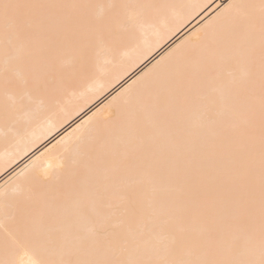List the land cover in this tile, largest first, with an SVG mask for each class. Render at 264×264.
Masks as SVG:
<instances>
[{
	"label": "snow or ice",
	"instance_id": "1",
	"mask_svg": "<svg viewBox=\"0 0 264 264\" xmlns=\"http://www.w3.org/2000/svg\"><path fill=\"white\" fill-rule=\"evenodd\" d=\"M161 7L0 0V117L18 131L16 111L54 106ZM209 24L48 149H64L55 178L26 166L5 181L0 264H264V0H223Z\"/></svg>",
	"mask_w": 264,
	"mask_h": 264
},
{
	"label": "bare ground",
	"instance_id": "2",
	"mask_svg": "<svg viewBox=\"0 0 264 264\" xmlns=\"http://www.w3.org/2000/svg\"><path fill=\"white\" fill-rule=\"evenodd\" d=\"M99 3L119 4H157L164 5L152 10L143 30L138 31L129 39L125 37L114 52L112 63L101 62L88 75L80 76L71 81L70 87L58 97V103L49 106L47 97L34 99L30 109L14 113V119L22 122L18 131L0 117V193L4 191L5 181L10 176L25 170L32 175L35 171L47 172L55 178L59 174L63 147L52 149L62 138L68 137L78 125H85L88 131L96 128L98 121L107 116L106 106L113 102H123L134 96L140 84L134 81L149 73L158 61L164 59L160 67L170 64L175 55L186 49L199 46L205 25L211 31L209 22L216 16L223 0H95ZM175 50V52H174ZM146 53V54H145ZM173 54L170 56L169 54ZM65 72H71L73 53L64 51L58 57ZM159 69L150 74V78L158 74ZM143 83V82H141ZM103 86V87H101ZM133 86L128 93L121 96L125 89ZM5 102L0 91V105ZM27 102V101H26ZM94 114H96L94 116ZM92 118L89 121V118ZM88 122V123H85ZM50 129V130H49ZM81 132L84 129L80 130ZM80 132L76 133L79 136ZM75 140V137H72ZM32 141L31 147L24 149ZM42 153H46L41 156ZM14 156L6 166L9 157ZM37 157H40L38 160ZM22 181L8 186V192H16ZM0 197V204H2ZM0 219H3L0 215ZM2 236V233H0Z\"/></svg>",
	"mask_w": 264,
	"mask_h": 264
}]
</instances>
